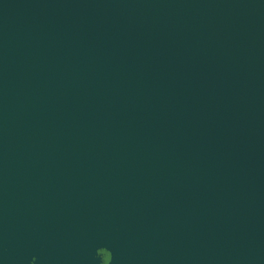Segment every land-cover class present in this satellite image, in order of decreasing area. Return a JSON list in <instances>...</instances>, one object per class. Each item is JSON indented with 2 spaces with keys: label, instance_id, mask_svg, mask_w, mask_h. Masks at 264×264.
Returning a JSON list of instances; mask_svg holds the SVG:
<instances>
[{
  "label": "water",
  "instance_id": "1",
  "mask_svg": "<svg viewBox=\"0 0 264 264\" xmlns=\"http://www.w3.org/2000/svg\"><path fill=\"white\" fill-rule=\"evenodd\" d=\"M0 264H264V0H0Z\"/></svg>",
  "mask_w": 264,
  "mask_h": 264
}]
</instances>
